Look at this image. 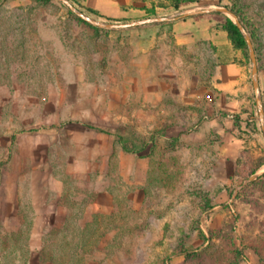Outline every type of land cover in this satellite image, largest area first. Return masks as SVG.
<instances>
[{
	"label": "rangeland",
	"instance_id": "rangeland-1",
	"mask_svg": "<svg viewBox=\"0 0 264 264\" xmlns=\"http://www.w3.org/2000/svg\"><path fill=\"white\" fill-rule=\"evenodd\" d=\"M67 1L96 10L84 14L98 23L64 0H0V264H264V167L251 175L264 139L262 150L248 139L229 156L217 137L180 141L205 114L183 107L176 76L187 77L185 96L213 102L214 93L203 47L169 37V21L186 13L233 14L250 46L224 59L227 48L215 47L210 67L240 59L253 77L255 61L264 108V0H177L178 11L174 0ZM153 18L169 20L131 25ZM89 126L123 136L134 152L124 156L148 157L151 168L76 165L110 152V136ZM99 178L111 209L87 213Z\"/></svg>",
	"mask_w": 264,
	"mask_h": 264
},
{
	"label": "crops",
	"instance_id": "crops-1",
	"mask_svg": "<svg viewBox=\"0 0 264 264\" xmlns=\"http://www.w3.org/2000/svg\"><path fill=\"white\" fill-rule=\"evenodd\" d=\"M205 12V11H204ZM191 13V12H190ZM185 14L178 18H174L169 21L171 26L173 27V31L170 36L171 40L175 43L177 48H198V46L203 47L201 51L207 52L206 58L208 60L207 64V77L204 82L208 83L213 87V102L203 100L202 94H197L195 96L192 94L191 96H185L184 93V85H188L187 77L181 78L180 76H176L175 81L177 86L180 89V93L177 97H181V103H183V107L192 109L195 111L197 107L199 109H203L202 111L205 116L199 120L197 125L193 128H197L194 132L189 133L187 135L186 132L180 136V141H184L189 137L193 138L195 141H199L200 143H204L208 141V138L211 139L217 137V146L219 147L221 153L224 156H229L232 151H236L238 153L239 150L243 149L244 143L249 139L250 146L256 147V151L262 150L260 143L263 142V132L261 135L258 132L252 133L248 135L247 133H243L244 139H240L237 135L238 128H264L263 122L261 120L259 124V118H257L258 102L257 97L255 95V86L253 77L250 74V64L246 63V61H219L218 64L212 65L210 67V61L216 60V55H218L215 51V47L220 49L221 47L227 48L224 51V55H222V59L229 57L232 52V47L235 50V55L241 57V53L239 49H236L231 40L229 39L228 33L215 21L211 18L202 17L195 18V14ZM167 33V32H165ZM167 37V36H162ZM211 52V58L209 55ZM252 67V66H251ZM252 69V68H251ZM261 69L259 70V75L261 79ZM252 78V80H251ZM168 80V79H166ZM170 83V82H168ZM192 84L198 87V80H191ZM133 89H129L126 93L128 99H132L131 95L134 94ZM146 92H144V101H151V95L149 94L146 98ZM187 95V94H186ZM198 101V102H197ZM53 126H49L52 128ZM95 132L94 134L98 136L99 140L104 139L109 135L110 139H112L111 147L109 148V154L106 158H99L97 156L93 157H85L80 156L74 159V163L76 165H107V172L120 168V166H124L127 174L135 176L138 172V164L144 165V169L147 172L151 167L149 163L151 161L150 158H136L137 155L124 156L125 154L133 152L126 151L125 146L127 148H131L126 139L123 136L119 137V140H115L116 136L112 133H108L107 131L91 127ZM47 127L43 128L46 129ZM178 128H185L184 126H178ZM153 131V130H152ZM157 133V132H156ZM208 133V134H206ZM155 140V137H153ZM259 140V141H258ZM189 141V140H188ZM96 142V141H95ZM96 152L98 149L100 152H103L102 145H95ZM128 152V153H126ZM134 153V152H133ZM261 153V151H260ZM262 157V156H261ZM264 164L259 167L255 173L262 169ZM85 170V169H84ZM254 173V174H255ZM254 174H251L252 176ZM99 187L96 189V194H94V198L87 207V213H105L110 211L111 202H113V194L110 188H104L100 185L103 181V178H99ZM11 207H8L7 210H11ZM214 208H209V211H212ZM18 211V210H17ZM17 211L15 214L17 215ZM12 213L11 211H9ZM52 213V221L51 225L56 224L57 216L59 215L57 207L54 205L51 207ZM8 215V214H7ZM10 222L9 220H7ZM239 264H247L245 261H242Z\"/></svg>",
	"mask_w": 264,
	"mask_h": 264
},
{
	"label": "trees",
	"instance_id": "trees-1",
	"mask_svg": "<svg viewBox=\"0 0 264 264\" xmlns=\"http://www.w3.org/2000/svg\"><path fill=\"white\" fill-rule=\"evenodd\" d=\"M174 4L173 7L175 10H180L181 7L185 4L183 2H179L177 0H174ZM191 3V2H186V4ZM80 7V5H79ZM81 10L83 13L84 11L90 14H94V15H98V12L92 8H85V7H81ZM202 17H207V18H211L212 20H215L227 33L229 36V39L231 40L233 46L236 49H240L243 52H247L248 50V42L245 38V36L243 35V33L241 32L240 28L234 23V21L226 16L222 10L220 9H213L210 11H205L202 13H197L195 14V18L199 19ZM126 151H131L129 148H127L126 146L124 147ZM264 164V157H260L259 160L257 161L253 171L251 174H254L255 171L261 167V165Z\"/></svg>",
	"mask_w": 264,
	"mask_h": 264
},
{
	"label": "water",
	"instance_id": "water-1",
	"mask_svg": "<svg viewBox=\"0 0 264 264\" xmlns=\"http://www.w3.org/2000/svg\"><path fill=\"white\" fill-rule=\"evenodd\" d=\"M64 1L72 8L73 11H75L84 20L90 21V22H93V23H98L96 20L91 19L89 16H87L86 14H84L82 11H79L78 9H76L75 7H73L72 5H70L67 0H64ZM220 10L223 11V9H220ZM204 11H209V10L193 11L190 14L202 13ZM187 14H189V13H187ZM232 16H233V19L232 20L240 28L241 32L243 33V35L245 36V38H246V40L248 42V45L250 46V40L247 37V34H246L243 26L239 23V21L237 20V18L233 14H232ZM163 20H169V18L146 19V20H143V21H140V22L131 23V25L142 24V23H147V22H151V21L160 22V21H163ZM251 53H252V51H251ZM257 72H258L257 71V65H256V63L254 61V63H253V75H254L253 76V81H254V86H255V92H256V97H257V102H258V108H259L260 118H261V120L263 122V126H264V108H263L262 100H261V97H260V88H259V81H258Z\"/></svg>",
	"mask_w": 264,
	"mask_h": 264
},
{
	"label": "built area",
	"instance_id": "built-area-1",
	"mask_svg": "<svg viewBox=\"0 0 264 264\" xmlns=\"http://www.w3.org/2000/svg\"><path fill=\"white\" fill-rule=\"evenodd\" d=\"M207 98H208V99H211V98H212V96H211L210 94H208V95H207Z\"/></svg>",
	"mask_w": 264,
	"mask_h": 264
}]
</instances>
